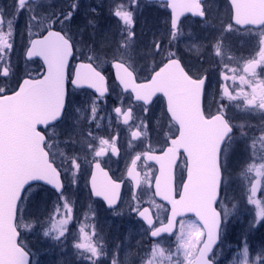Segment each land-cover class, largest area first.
I'll use <instances>...</instances> for the list:
<instances>
[{"label":"snow or ice","instance_id":"snow-or-ice-1","mask_svg":"<svg viewBox=\"0 0 264 264\" xmlns=\"http://www.w3.org/2000/svg\"><path fill=\"white\" fill-rule=\"evenodd\" d=\"M152 3L154 0H143V2L142 0H115L110 12L114 18L122 22L119 29V40L113 54L105 56L107 58L103 60L100 57L99 61H97L96 53L91 45H88L85 52L84 46L76 42L70 34V25L78 14L79 0H70L65 8L56 11L55 14L44 13L41 0H13L7 8L0 7V79L7 80L13 73H16L12 63L15 53L16 25L21 16H24V32L27 33V42L22 50L23 58L26 63L37 58L42 62L45 71L38 74L41 76V81L48 77L51 67L64 63L62 57L51 55L54 50L63 48L67 57V66L64 67L63 100L51 124L54 125L57 121H61L66 114L68 106L66 86L69 80L71 85L89 88L93 92V102L88 108L87 119L81 117L86 126L76 127L70 135H66L63 139L53 127L44 137V144L41 147L45 159L42 164H37L33 178L21 181L19 184H11L7 188L10 222L6 224L5 217L0 211V235L6 229L7 250L11 257V264H30L27 245L21 243L18 238L21 236V229L31 230L34 224H23V218L19 215L24 211L21 205L32 206L33 201L40 197L41 192L47 191L44 186H50L57 195V202L54 204L53 210L60 218L55 219L51 213H48L45 221H40L37 217L36 222H51V227L46 229L43 235L47 237L51 233H55L52 237L53 240L61 241L69 231L70 222L74 220L75 204L66 195V181L68 185L74 188L78 187L80 177L84 174L88 177L87 186L90 197L102 199L114 215H122L125 210L122 208L117 211L116 205L121 200L123 185L126 182L129 184L127 212L135 214L144 222L146 227L143 229V234L151 241L150 248L139 257L140 264H217L218 255L214 250L215 246L221 238L224 226L238 210L237 203L233 202L231 206L226 203L227 200L233 199L228 196L231 181L229 165L233 149L238 145H243L244 151L247 153L246 166L242 168L239 175L246 178L247 173H254L257 177L245 190L247 204L255 206L249 227L252 229L264 224V201L257 199L258 191L264 192L260 179L264 178V121H261L259 125H246L234 121L229 113V108L233 106L232 101L242 99L245 108L256 109L259 114L264 115V101L257 102L249 99L246 94H226V85L223 83L225 77L231 79L234 85L239 82L241 87L237 91L240 93L244 92V84L256 91L264 88V54H261L259 58L252 57L246 60L239 71L237 67L225 63V57L229 60L234 58L230 49L225 46V39L228 37L247 36L253 38L258 51L264 50V21L259 24L241 23L236 18L234 0H226L225 12L228 14V20L224 22L221 18L219 27L213 23L217 16L213 10L214 0L211 2L209 0H159L158 6L164 9L166 17L164 21L166 28L159 36L154 35L150 44L152 52L160 55L164 51L165 60L178 64L184 75L195 83L199 90L202 112L206 101L209 99L216 101L215 112L205 116V119H219L224 128L214 146V177L212 194L208 201L212 214L210 226L205 222L208 230L192 223L180 224L179 218L168 220L161 219L159 213L153 215L149 207H142L141 195L133 191V189H139V180L134 179L128 170L126 178L124 175L119 179L113 178L110 175V169L103 166L106 157H119L120 155L118 148L121 138L120 125L123 126L127 134L125 140L129 151L136 148L134 141L147 134L149 127L146 119L149 112L147 105L151 101L137 96L133 89L124 85L117 73V67L125 68L132 74L135 83H141L135 79L136 73L132 61L130 59L125 61L124 52L126 51L131 56L133 46L136 44L137 13L142 11L143 5ZM216 8H219L218 4ZM90 11L99 15L96 8H92ZM189 18H197L192 20V23L199 28L201 33L199 37L191 30L184 31V25ZM87 23L95 29L94 20L89 19ZM23 34L21 33V35ZM182 37L197 40L196 43L191 44V47L196 49L201 64L206 56L215 58L217 75L221 81L218 85V95L209 94L211 75L207 70H204L200 76H191L188 73L182 57L178 54ZM50 38L54 39L50 40ZM185 48L188 49L187 43ZM72 59H77L78 62L73 73L69 75L67 69ZM104 65L113 69L116 86L120 89L117 103L111 109L115 114L117 127H113L112 118L109 117L107 138L96 131L101 127L99 121L104 118L100 115V105L101 103L106 105L107 98L111 94L108 78L104 74ZM229 72L232 73L231 76H228ZM16 74L18 75V73ZM31 76V73H26L24 77L18 78L17 91L21 84L29 81ZM92 77L102 81V87L88 84ZM53 83L57 89L60 87L58 78H54ZM143 83H150V81H143ZM0 91L7 92L8 89ZM138 102L141 104L140 115L136 113ZM235 107L239 108L240 106L236 105ZM48 127L49 125H43L38 130ZM141 127L144 132L139 131ZM246 127L255 129V131H245ZM49 137H55V139L52 140ZM59 145H63V148L59 151L61 159L58 163L53 150ZM257 145H259V155L257 154ZM136 155L139 158V154ZM101 177L104 179L102 180ZM152 195L153 193L150 194L147 203L160 209L161 206L152 199ZM88 207L91 209V204ZM170 215L171 210H169ZM79 232L80 240L74 243L73 247L79 250L77 258L82 259L84 264H127V257L125 260L120 258L119 244L111 251L106 249L95 224L92 225L90 233L85 231V227H79ZM193 233L199 238L195 244H193ZM166 236L174 237V248L171 244L168 247L162 246ZM93 237H97V240L94 241ZM137 245L138 247L142 246L140 241L137 242ZM240 247L242 258L234 260L233 264H264V249L253 256L247 243V237L242 239Z\"/></svg>","mask_w":264,"mask_h":264},{"label":"water","instance_id":"water-1","mask_svg":"<svg viewBox=\"0 0 264 264\" xmlns=\"http://www.w3.org/2000/svg\"><path fill=\"white\" fill-rule=\"evenodd\" d=\"M236 1V18L241 23L259 24L264 21V0ZM52 39L54 38H50V40ZM60 50L62 53L64 52L63 48ZM60 57L63 58L64 63L55 65L60 67V72H52L51 69L45 80L21 84L15 94L0 98V211L5 217L6 224L10 222L7 188L11 184H19L21 181L32 179L37 164H42L45 159L41 147L44 144V139L38 128L43 125L53 126L51 121L59 111L63 100L64 67L67 66V57L63 54ZM117 73L123 84L133 89L137 96L151 101L147 107L157 97H162L165 101L167 115L179 128V138L173 147H177L178 151L183 152L188 162L186 180L181 188L180 196L177 199L174 198V172L177 163V155L174 151V155L167 151L157 159L159 174L153 186L155 198L171 210V215L169 216L168 213L167 219L193 218L201 228L208 230L205 222L210 226L212 214L208 201L212 194L214 177V146L219 135L213 137L211 141L205 140L204 142L198 135H196L197 140H193L196 137L194 138L192 134L207 131L209 127L204 126V123L209 122L215 123L218 129L221 124L222 132L224 131L222 122L217 118L210 121L204 119L198 87L184 75L180 66L174 62H168L153 74L149 80L150 83L136 84L132 74L120 66L117 67ZM54 78L60 80L58 89L54 87ZM88 84L102 87V81L95 77L89 79ZM50 93L53 96L52 100H49ZM58 122L60 121L56 123ZM191 136L192 140L187 142L186 140ZM152 158L148 156V162H151ZM129 173L134 179L139 180L138 174L132 167L129 169ZM101 179L104 178L101 177ZM39 183L42 184V182ZM44 187L54 192L50 186ZM134 190L137 191V189ZM92 198L100 200L107 208L102 199ZM118 205L119 202L116 208ZM140 221L144 224L142 220ZM18 239L20 241V237ZM218 245L219 241L214 250ZM7 249V231L5 229L0 235V264H11V257ZM29 261L31 264L30 255Z\"/></svg>","mask_w":264,"mask_h":264},{"label":"flooded vegetation","instance_id":"flooded-vegetation-1","mask_svg":"<svg viewBox=\"0 0 264 264\" xmlns=\"http://www.w3.org/2000/svg\"><path fill=\"white\" fill-rule=\"evenodd\" d=\"M81 1L87 3L89 1L93 2L94 0H81ZM103 1L106 2V0H103ZM12 2L13 0H0V7L7 8L9 5L12 4ZM69 2L70 0H41V7L44 13L51 12L55 14L56 11L65 8L66 4ZM209 2H211V0H209ZM158 3H159V0H154V3L152 4L143 5L142 11H139L137 13L138 28L143 30L145 33L149 34L150 39L151 37H153V33L155 30L164 31L166 28V25L164 23L165 18H166L164 14V9L160 8L158 6ZM225 3H226V0H214V3H213V10L217 15L216 18L213 20V23L216 24L218 27L220 26V17L226 18V22L228 20V14L225 12ZM235 3H237L236 0H234V6H235ZM217 4L219 5V8H216ZM90 8L92 9L93 6L91 5ZM98 12H99V15L101 13H105V11L102 9H100ZM79 13L80 15H78ZM78 14L75 17L74 22L70 25V34L74 37V40L76 42H79L84 46V49L86 52L88 45H91L89 41L90 37L88 35V32L91 30V27H92L91 25H88L87 21L89 19H92V15H90L85 10H81L80 8L78 10ZM156 18L160 19L161 23L153 26L154 20ZM194 19H197V18H189L188 22L185 23L184 25V31L188 32L191 30L196 34H201L199 28L195 24L192 23V20ZM24 28H25V17L21 16L20 21L16 25L15 53L12 57L14 71L18 73V75L16 73H13L11 77L7 80L0 79V90L5 89V88L8 89L7 92L0 91V98L15 94L17 92L18 78L24 77L26 73L32 74V76L29 77L28 82H35V81L41 80V76L38 74L43 73L45 71V69L42 66V62L39 59H34L33 61L26 63L23 58L22 50H23L25 43L27 42V33L24 32ZM5 31H6V26H5ZM21 33H24V34L21 35ZM78 33H80L81 36H79ZM191 40L192 38L190 37L181 38V43L179 46L178 54L182 57L184 66L187 69L188 73L191 74V76H200L204 70H207L210 73L211 89L209 90V94L218 95L219 94L218 85L221 83V81L217 75L218 69L216 68V65H215V58L212 56H206L203 64H201L199 62L198 56L197 58H195L194 56L189 55L188 51L185 48V44ZM225 46L230 49L231 55L234 56L232 60H229L227 59V57H225V63L230 64L232 67H237L238 71L242 68L243 63L246 60L252 57L259 58L261 54H264V50L258 51L255 39L249 38L247 36L228 37L225 39ZM146 49H148V47H146ZM173 50L175 51L176 49H173ZM151 53L155 59L158 58L154 52L151 51ZM62 54L65 55V52L62 53L60 49L54 50L51 53V55H58V56H61ZM164 56H165V52L162 54L160 58L161 59L160 62L157 63L158 64L157 67L153 71L151 70L148 74H143L141 71H138V69L134 68L135 73H136L135 79L141 81V83H143V81H149L150 78L153 76V74H155L158 70H160L164 65L168 63L165 60ZM128 58L129 57H126L125 61L129 60ZM77 62H78L77 59L70 60L69 67L67 69V72L69 75L73 73L74 68L77 65ZM51 69H52V72H56V71L60 72V67L59 68L57 66L51 67L49 69V73L51 72ZM104 74L108 78V84H109V87L111 88V94L107 98V103H109L111 100H113L111 98L113 91L117 93V98H118L120 89L116 86V82L113 76V69L110 66H107L104 69ZM231 75L232 73L229 72L228 76H231ZM223 83L226 85L225 87L226 94H235V95H245L246 94L248 95L249 99H253L257 102L264 101V88L260 89L259 91H256L252 88H249L247 84H244L243 85L244 92L240 93L237 91L241 87L239 82H237L234 85L231 79H229L228 77H225ZM66 94H67V105L68 106H67V110H66V114L64 118L53 126H49L48 128L39 130V133L43 139L45 135L49 131L52 130L53 127L59 133V136L61 139H63L66 135H70L71 134L70 127L68 129L65 127H61V125L64 123V121L66 120L70 112H75V113L80 112L82 113L83 116H88V108L93 102L92 100L93 92L90 89H78L77 87L71 85L70 80H69L66 86ZM52 98H53L52 93H50L49 100H52ZM126 103L127 101L125 100V104ZM232 105L233 106L229 108V113H230L231 118L234 121L238 123L242 122V123H245L246 125L247 124L259 125L261 121H264V115L259 114L258 110L244 107V100L235 99L232 101ZM236 105H239L240 107L239 108L235 107ZM100 108H101L100 115L103 117L107 115L106 112L104 111V108L102 107ZM148 108H149V112H148L149 115L146 119L148 120L150 127L148 130L149 135L147 137V140L145 141V137H144L145 135H144L140 137L139 140L133 142L136 144V148L131 150L129 158L126 160L124 169L122 168V170H120L116 166V162H118V159H120L121 154H122V151L119 147V143L121 140L120 138L118 142V148L120 149L119 157H115V156L111 158L106 157L105 158L106 162L103 166L106 169H110V175H112L113 178H116V179H119L122 175H124L126 178L127 170L129 172V169L132 167L133 170H135V173L138 174L139 180H140L139 189L137 191L133 189V191H136L138 195H141L142 193V185H143L145 176L148 177L147 180L149 182V191L147 192L146 197H142L141 195L142 201H143L142 207H149L153 215H156L157 213H159L161 219H167L169 208L166 205L158 202L153 193V185L159 174V163L157 159L163 156L167 151H170L172 155H174V152H175L177 155V163H176L175 172H174L175 190H176L175 198L176 199L179 197L181 188L186 179L188 162L185 157V154L181 151H178L177 147L176 148L173 147V144L177 143L180 132H179V128L176 125V123L172 121L167 115L164 99L162 97H157L152 103V105L149 106ZM137 109L138 110L141 109V104L139 103L137 104L136 113H137ZM215 110H216V101L211 100V99L206 101L203 106L204 119L206 115H211L212 113L215 112ZM205 120L210 121L212 119H205ZM99 122H103L106 124V119L103 118ZM112 125L114 128L117 127L115 123V114L112 119ZM206 125L209 127V129L204 132L193 133L192 136L194 138L196 137L193 140H197L196 135H198L199 137H202V140L204 142L205 140L211 141L213 137H216V135L220 136L221 124L219 125V129L215 123H210V122L204 123V126ZM119 127H120V135L122 132L125 133L123 126L120 125ZM245 131L252 132V131H255V129H249L246 127ZM192 136L191 138L188 137L186 141L189 142L190 139L192 140ZM49 139L54 140L55 137H49ZM142 143H143V148L139 146L140 144L142 145ZM53 147L55 148V145H53ZM185 147L188 148V146H185ZM239 147L242 151H244L243 145H238L237 148ZM62 148H63V145H59L58 148L53 150L56 153V159L58 163L61 159V157L59 156V151ZM137 153L139 154V158L136 155ZM257 154L259 155V145H257ZM148 156L153 157L151 162H148L149 160ZM243 159H244L243 165L245 167L246 162H247V153L245 151H244ZM162 162H164V160H162ZM117 164H120V163H117ZM241 170L242 169L233 171V169H229V174L232 175V172H235V171L241 172ZM240 178H241L242 188H249L251 182L257 179L254 173H247L246 178L242 176H240ZM260 179L262 180L261 187H264V178H260ZM85 188H86V192L89 194V187L86 186ZM129 193H130L129 184L126 182L121 189V200L119 202L118 208L116 209L117 211L121 209L122 206L127 207V202L129 200ZM151 193H153L152 199H154L156 203L161 206L160 209H157L154 206L147 203ZM257 199H261L264 201V192L258 191ZM105 212H107L108 214H113V211H110L107 209H105ZM132 215L139 222L138 217L135 214H132ZM187 220L195 221L194 219H185V220H180L179 223L181 224L183 223V221H187ZM177 230L179 231V228ZM221 240L222 239L220 238V244H221Z\"/></svg>","mask_w":264,"mask_h":264},{"label":"rangeland","instance_id":"rangeland-1","mask_svg":"<svg viewBox=\"0 0 264 264\" xmlns=\"http://www.w3.org/2000/svg\"><path fill=\"white\" fill-rule=\"evenodd\" d=\"M114 2L115 0H106V2L103 0H94L93 2L89 1L85 3L79 0V8L92 15V20H94L96 24L95 29L91 27L88 35L90 37L89 41L91 46L96 53L97 61L100 60V57L103 60L107 58L105 56L112 55L116 48L117 41L119 40V29L122 22H119L111 15L110 8ZM91 5L98 11L100 9L104 10L105 13H101L97 16L90 11ZM78 15H80V13ZM221 18L226 22V18L220 17V21ZM160 23V19L156 18L153 26ZM135 30L137 34L136 44L133 46L132 54L129 56L125 51L124 57H129L128 59L132 61L133 68L138 69V71H141L143 74H148L157 67V63L160 62V58L164 53V51H162L160 55H157L158 58L155 59L149 47L154 35L159 36L162 31L155 30L156 32L154 31L153 37L150 39L149 34L139 29L137 23ZM78 34L81 36L80 33ZM196 35L199 37L201 34ZM196 42L197 40H191L187 43L189 55L195 58H197V51L195 48L191 47V44ZM146 47H148V49H146ZM106 67L107 65H104V69ZM111 98L113 100L106 105L103 103L100 105L107 114L104 116L106 124L99 122L101 127L100 129H96V131L105 138L108 136V118L111 117L113 119L114 117L111 111L112 106L117 103V93L115 91H113ZM140 114V109H137V115ZM81 117L87 119V116H83L80 112H70L61 127L67 129L70 127L71 133L76 127L80 126L83 128L85 127V123ZM149 127L147 129V134L144 136L145 141L149 135ZM139 131L144 132V129L141 127ZM120 137L119 147L122 154L118 162H116V166L122 170V168L124 169L125 167L126 160L129 158L131 151L128 150V145L125 140L126 134L122 132ZM139 146L143 148V143ZM243 158L244 151H242L240 147H235L230 158L229 169H233V171L242 169L244 167ZM239 173V171H235L232 172V175L229 174L231 176V181L228 189V196L233 199L227 200L226 203L229 206H231L233 202L237 203L238 210L224 226V231L221 235V244L216 250L218 255L217 264H233L234 260H240L242 258L240 246L244 237H247V243L253 256L261 249H264V224L252 229L249 227V223L253 219L255 206L249 205L246 202V188H242ZM147 178L148 177L145 176L143 181L142 197H146L149 191V182ZM87 179L88 177L86 174L81 175L79 185L75 188L68 185L66 181L65 192L68 198L74 201L75 208L74 220L70 222L68 226L69 231L66 233V237L62 238L61 241L53 240L52 237L55 233H51L47 237L43 235L44 231L51 227V222H36L37 217H39L40 221H45L48 213H51L55 219L60 218L53 210V206L57 202V196L54 193H51L49 190L41 192L40 197L33 201L32 206L29 207L27 204L21 205L24 211L19 215L23 218V224H34L31 230H20L21 243L27 245L29 254L32 257L31 264H84L82 259L77 258L79 250L75 249L73 245L80 240L79 227H85V231L90 233L93 224L96 225L99 236L103 238V244L108 251H111L119 244L121 260H125L127 257V264H140L139 257L151 246L150 239L143 234V229L145 227L139 223L132 214L127 212V207L122 206V208L125 209L122 215L108 214L105 212L102 205L92 201L90 195L86 192L85 187L87 186ZM89 204L92 206L91 209L88 207ZM189 223L199 225L197 221L193 220L183 221L181 224L187 225ZM198 239L196 234L193 233V244H195ZM93 240H97V237H93ZM138 241L141 242V247H138ZM169 244H171L173 248L175 247L174 237L170 239L165 238L162 246L168 247Z\"/></svg>","mask_w":264,"mask_h":264}]
</instances>
